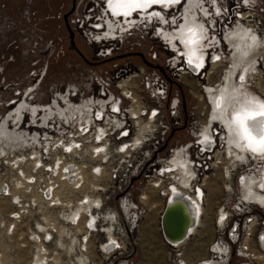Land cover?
<instances>
[{
    "label": "built area",
    "instance_id": "obj_1",
    "mask_svg": "<svg viewBox=\"0 0 264 264\" xmlns=\"http://www.w3.org/2000/svg\"><path fill=\"white\" fill-rule=\"evenodd\" d=\"M82 1L84 0H80V3ZM187 1L180 0L179 3L162 6L161 9H158L159 12H163L165 21L157 20L160 25L156 23L154 36H158L163 28L168 29V27H171L172 31L178 29L176 25H180L183 22L182 12ZM104 2L105 0L93 1L91 8L87 11L88 17L76 19L77 29H84L85 37L90 38V43L115 40V37L121 33L119 30L113 37L106 35L108 30L106 21L109 17L107 16ZM198 3V7H204L206 15L201 14L202 16H198L196 13V19L203 17L206 20L203 22L208 24V27H206L207 40L205 38L208 48H204L203 51L205 60H207V56H209V59L198 69L194 70L188 66L185 58H182L181 54H179L180 51H176L170 45V51H176V53L169 57V62L170 67L175 66L172 78L179 80L183 74H189L190 76H196L200 81L205 82L206 85L211 81H208V77L213 71L209 69L210 60L222 61L214 69L215 73L212 78H216L215 80H221L226 68L231 67V63L225 61L226 53L220 40L224 39L226 33L237 27L248 26L249 31L260 36L264 43V6H260L257 0H198ZM198 11L200 10L198 9ZM134 13L129 17L114 15L113 20L116 23H120V17L123 21L127 18L129 21L137 19L138 13ZM138 25L144 26L145 24L139 23ZM146 27H149V25ZM164 44H166L165 40ZM226 47L227 51H229L228 46ZM208 53L209 55L205 56ZM259 61L262 62L264 68V58L262 56L256 61L255 66H259ZM220 66L225 68L218 74L217 70ZM120 72L121 70L118 71V73ZM144 73L143 69H138L133 74L120 78L115 84L119 90L118 94L113 93L110 88L105 86H101L98 94L88 95L83 89L79 88L59 94L54 100L57 102L60 99L62 102V97H66L67 102H69V109L66 110L67 114L63 112L62 116L55 115L54 117L49 115L50 117L47 118L44 124L40 120L37 121L44 113L47 114L49 105L54 104L53 100L42 112L40 111L41 113L37 109L35 110L32 115L34 118L30 119V124L26 122L25 126L33 130L24 129L19 131L22 129L19 126H23V117L26 110L20 111V115H18L16 112L17 107H15L5 115V117L7 115H18L10 121L12 129L22 132L29 143L35 137L43 146L42 155H40L41 161L37 164L32 161L34 156L30 147L21 150L16 145V148L10 147L9 151H4L5 153L0 152L5 159H8L6 164L15 169L18 174L16 179L9 181V185L6 182L0 185V195L4 196L3 199L6 201L8 195H10L8 190L10 188H25V182L29 183L28 188L31 187L30 184L33 182L34 176L23 169L26 163L31 164L33 167H39V176L41 177L49 174L48 179H45L43 181L44 184L40 185L37 192H35L41 198H44L43 201L50 199L52 190L56 188L60 189L61 193L68 190L71 197L69 200L71 202L70 205L60 208V212L62 211L60 214L62 225L57 226L54 222H51L52 225L45 226L36 224L33 228L34 230H28L26 234L24 233L26 238L22 236L23 242L20 246L23 247L22 249L30 245L34 247V253L31 254L34 261L46 258V254L42 253V251H46L44 249L45 242L51 241L57 228L61 229V227H64L62 233L66 234V238L72 246L71 255L74 260L82 257L85 262H89L95 258L94 254L96 258L102 259L108 255L120 252V244L123 243V226L129 229L140 227L142 218L147 211L145 204L149 202V193H156L162 198V204L160 205V213L162 214L165 199L170 195L174 186L183 189L182 182L191 178L190 183L196 185L197 188L202 183V181L197 182L199 176L212 166L214 152L212 154L209 153V149L212 146L207 148L200 141V133L204 124L193 134L199 139L196 141L195 147L197 149L196 153L193 154L194 156L192 155L193 142L169 148L170 155L167 158L157 155L165 145L166 136L177 128L179 124V120L173 117L177 115L180 99L178 97L170 99L168 107L172 119H164L160 105L159 107L149 103L146 105L142 101L146 97L142 95V89L139 86L140 81H144ZM257 74L261 78L262 71H258ZM240 77L241 74L238 79ZM124 79H127L126 83L128 85L126 89H123L122 85ZM217 83L218 81L215 82V86ZM204 86L201 85V87ZM159 87L160 93L165 95L167 87L163 84H159ZM261 94H263L262 91ZM132 95L135 96L134 101L131 98ZM125 100H128L126 105L124 104ZM72 109L73 111H71ZM37 113L39 114L36 115ZM156 120H159L157 125L153 124ZM144 123H147V126L143 129L144 132L138 135L140 127ZM213 125H209V129H213ZM215 132L216 134L219 133L217 129H215ZM137 136L139 137L138 141H136ZM213 141L214 138L211 142ZM38 148L40 149L41 147L38 146ZM7 152H9L8 155L6 154ZM51 152H54L51 163H45V155ZM205 153L209 154L206 155ZM203 154L209 159L202 157ZM248 154H246L244 160L241 161L239 159L238 161L240 162L234 161V163H237L234 166H232V161H230V175L225 173L227 177H231L237 167L243 169L245 167L250 170L246 171L244 169L237 178L238 186L242 191L246 177L255 175L264 168V162L261 161L252 169L251 158L255 155ZM22 155L29 157L31 161H24L18 166L17 158L18 156L22 157ZM175 155H179L184 162L177 163L178 161H175L174 164L172 160ZM0 157L2 156L0 155ZM259 157L264 158V155ZM13 159L17 165L7 163V161H12ZM206 159H211L208 162L209 165H207ZM81 165H83L84 174L78 175V166ZM59 172H61V176L58 175ZM25 174H28L29 178ZM140 177H143V179L142 182L136 184V190L138 191V202H136L131 198L129 188L134 180ZM14 182L15 185H13ZM36 182V184H39V179H36ZM229 189L232 193L234 192L233 185ZM27 190L18 192L17 196L12 198V204L19 202L18 195H25L28 192ZM41 191L43 192L42 195L40 194ZM95 198L96 200H94ZM59 205L62 204H45L43 208H47V206L57 208ZM84 205L85 207L83 208ZM220 209L224 210V206ZM256 209H258L260 216L252 217V214H254L253 210ZM28 212L27 205L19 202V205L14 210L1 217L0 224L4 227V234H12V227L14 226L13 228H15V225L23 221ZM224 212L225 224L219 226L218 216L216 225L220 229L229 226L228 238L225 239L220 236L219 240L211 246L210 252L213 258H221V254L214 249L218 244L227 248L228 252L224 254L225 264H228L231 254L234 253L233 251L236 252L238 257H242V260L237 264H264V260L255 257L249 242V240L254 239L255 230L263 226V229L258 231L255 239L261 249L264 246V205L256 204L241 195L231 210ZM108 226L114 239H108ZM42 230L43 232H41ZM242 233L244 234L242 243L236 249L235 245L238 243ZM58 242H61V239ZM95 244H98L96 249ZM90 264L94 263L91 262Z\"/></svg>",
    "mask_w": 264,
    "mask_h": 264
},
{
    "label": "rangeland",
    "instance_id": "obj_2",
    "mask_svg": "<svg viewBox=\"0 0 264 264\" xmlns=\"http://www.w3.org/2000/svg\"><path fill=\"white\" fill-rule=\"evenodd\" d=\"M93 1L95 0H84L81 3L80 0H0V32L6 33V39L9 40L8 45L13 41H17L16 44H13L17 48L13 53L8 50H5L4 53L0 52V128L3 126L7 128L10 126L11 128L6 135L10 140L6 144L0 143V151H9L10 147L14 149L16 145L21 150L28 148L22 137H20L22 132L16 136L12 134L14 131L17 132V130L12 129L9 115L5 117L13 108L17 107L16 111L20 112L24 110L21 107H33L31 109L35 108L41 113L47 105L52 103L56 96L78 88L91 95L98 94L101 86H105L110 88L113 93L118 94L119 90L115 85L117 81L129 74H133L138 69H143L145 71L143 74L144 81H140L139 88L142 89L141 93L147 99L146 101L142 99L146 105L147 103L156 107L160 105L164 119L171 120L172 116L168 107L169 101L174 97L180 99L177 115L173 117L179 120V124L177 128L166 136L165 145L157 155L167 158L170 155L169 148L189 142L194 143L192 147L193 155L197 149L195 147L196 141L199 140L193 134L203 124L207 123L210 115L209 104L205 100L206 97L203 100L198 99V95L204 94L201 85L204 86L205 82L189 74L182 75L179 80L172 78L175 66L170 67L169 57L175 55L177 50L175 52L170 51L169 43H166V45L164 40L154 36V27L158 23L157 21L150 24L149 27L135 25L134 28L122 29L121 33L115 37V40L90 43V38L85 37L84 29L78 30L75 22L77 18L88 15L87 11L91 8ZM257 3L260 6H264V0H257ZM112 21L116 23V21ZM124 22L122 20L125 26ZM106 24L109 27V22ZM182 24L180 25L182 26ZM110 32L114 33V30ZM171 32L174 33L176 30ZM70 33H72V37ZM222 46L227 54V47L224 44ZM200 53L203 54L202 57L204 58V51H200ZM207 55L209 53L205 56ZM208 57L207 60L209 59ZM207 60L204 58V63ZM223 68L225 67L220 66L217 73L220 74ZM257 68L262 71L260 80L263 88L264 68L261 61H259ZM119 70H121L120 73H118ZM257 73L258 71L254 73L255 78H251L248 81V86L251 92L253 91L255 95L261 96L260 89L255 87V81L258 82L255 79L259 78ZM215 79L213 78L210 83L218 81ZM159 84L167 87L165 95L160 93ZM207 85L208 83L205 86ZM261 97L264 98V96ZM127 103L128 100H125L124 104L126 105ZM53 105H49L47 114L44 113L41 116L43 119L47 120L46 118H49L48 115H52L50 113L51 110L52 112L54 111L52 109ZM33 114L25 111L23 126H19V128L22 127L20 131L24 129L33 130L25 126L26 122L30 124V119L34 118ZM43 119L42 121L40 119L37 121L40 120L43 124L45 123ZM158 121L156 120L153 124L157 125ZM215 129L219 133L216 134ZM212 132L214 136L208 138L209 141H207L208 144L212 143L210 144L212 147L209 149V153H215L216 149H219L216 154L218 152L221 153L222 163H219L218 167L215 168L210 166L197 180L199 183L205 175H208V178L205 179L206 184L202 186L205 192L204 204L206 203L202 217L203 222L197 232L180 246L175 247L168 244L164 240L160 227L162 198L150 191L149 202L145 204L147 211L142 218L140 227L129 229L123 226V243L120 244L121 251L118 252L117 250L118 253L108 255L102 259L96 258L94 254L95 258L85 262V264H90L91 262L94 264H180L181 260L186 264H225L222 260L213 258L210 252L211 246L219 240L220 236L225 239L228 238L229 226L220 229L216 225V219L219 216L218 220L220 222L221 212L225 213L224 211L231 210L238 198L243 195V192L246 198V190L252 187V182H249L243 191L238 186L237 178L246 169L245 167L244 169L237 167L231 177L225 175L226 167L227 175H230L229 163L232 161L227 154L228 146L225 138L227 131L225 126L215 123ZM213 138L214 141L211 142ZM6 154L8 155L9 152ZM205 154L202 157L207 158ZM0 155L2 156L0 157V182L8 184L9 181L16 179L18 174L15 169L6 164L8 159H5L3 154ZM45 156V163H51L54 152ZM207 159V165H209L208 162L211 159ZM215 159L213 158L212 163L215 162ZM251 161L253 169L261 161L264 162V158L255 155L254 157L252 156ZM23 169L34 176L33 182L30 184L31 187L27 190L28 192L22 196L18 195L19 202L27 205L29 212L23 221L18 222L19 224L15 225V228H13L14 226L12 227V234L10 235L4 234V227L0 224V258L2 257L0 262L4 264H33L34 260L31 254L34 253V247L29 244L30 246L22 249L23 247L20 246L23 242L22 236L26 238L25 234L28 230H34L33 228L36 224L45 226L52 225L51 222H54L57 226L62 225L60 217L62 211L60 212V208L64 207L62 206L63 204L61 203L62 205L57 206V208L48 206L43 208L45 205L43 198L35 193L39 186L44 184L43 181L48 179L49 174L43 177L39 176V167H33L28 163L24 164ZM246 171L250 170L246 169ZM251 177L253 175L248 178ZM36 179H39V184H36ZM142 179L143 177L136 178L129 188L130 196L136 202H138L136 184L142 182ZM232 185L233 193L229 189ZM12 198L13 196L8 195L6 203H0L3 206L0 207V218L9 214L19 205V202L12 204ZM70 198L68 190L63 191L59 196L62 202H66ZM223 206L224 210L221 209L218 212ZM253 212L252 217L260 216L258 209L253 210ZM234 214H236L235 211ZM262 227L255 230V236L259 230L263 229ZM59 230L57 228V231H55V242L54 238L49 242H45L44 249L46 251H42V253L46 254V258L39 260V264H79L81 259L79 261L73 259L71 255L72 246L69 244L66 234ZM243 236L244 234L242 233L238 243L235 245L236 249L241 245ZM255 236L253 237L254 239L249 240L251 248L255 256H262L258 253L261 252V248L256 242ZM59 239H61V242H58ZM97 246L98 244H95V249ZM219 248L221 251H217L218 247L215 250L221 256L227 252L222 246H219ZM262 251L264 252V248ZM233 252L228 264H237L242 260V257H238L236 252ZM55 257H58V259H55Z\"/></svg>",
    "mask_w": 264,
    "mask_h": 264
},
{
    "label": "flooded vegetation",
    "instance_id": "obj_3",
    "mask_svg": "<svg viewBox=\"0 0 264 264\" xmlns=\"http://www.w3.org/2000/svg\"><path fill=\"white\" fill-rule=\"evenodd\" d=\"M104 4L107 8L106 10L107 16L109 17L108 20L106 21V23L109 22V35L113 37L115 36V34H113L110 31L112 30L115 31L116 29L119 30L121 26L118 25V27H115L114 22L112 21L114 15L110 9L108 0H105ZM174 4H170V5H174ZM198 4L199 3L197 0H188L183 10V18H184L183 22L184 23L183 24L181 23L182 26L178 25L177 26L178 31L176 30V32L174 33H170L165 28L164 30L165 33L163 35L164 40H166L167 43H169L173 49L180 50L179 54H181L182 58H185L187 62L189 59V55L192 52H195V56L193 57L194 62L192 64L193 66H191L192 69L194 70L198 69L201 63L204 64V61H203L204 58L202 57L203 54H201L200 51H203L204 48H208V45L206 42L207 40L206 27H208V24L204 23L206 20H204L205 18L203 17L201 19L198 18V20H196V17H197L196 13L198 16H202L201 14H203L204 16L206 15L204 13L205 9L204 7H198ZM162 6H167V5H153L151 8H148L147 10H137L135 12V13H138L137 14V19H138L137 25L139 23L144 24V22L140 20L146 19V18H148V20L147 21L145 20V21L147 23L148 21L151 22L150 24H152L154 19H157V18L161 19V21H165L163 17V12L158 11V9L162 8ZM198 9L202 12L198 11ZM152 13H160V15L155 16V15H152ZM120 21H121L120 23L123 27L122 28L123 30H127L128 28L130 29L133 27L131 25L135 24L133 20L129 21L128 18L124 20L125 26L123 25L121 19ZM189 29H192L195 32V39L197 41V43L195 44L186 43V41H188L191 36ZM220 40L222 44H224V40L228 43V46L230 47V52H227L228 56L226 57L225 61L228 63H231L233 66L230 69L229 67L226 68L225 72L222 75L223 78L221 80H218V83L216 86H215V83H211L208 85L209 88L207 89V92H204V90H202L204 94L198 95V99L200 97H202V99L205 98V94L207 93V97L210 101L208 105L210 108V115L208 117L209 125L211 126L213 123L214 124L220 123L221 125L225 126L226 131H227V135H225V138L227 140L226 145L228 146L227 154L231 157L233 162L239 159H241L242 161L246 157L245 153H250V152H248L246 148L244 147L245 142L243 141H240L239 142L240 146L237 147V138L235 137L233 130L229 127V122L231 121L232 115L234 114L236 109L239 107L240 102L243 101L244 95H249V92H251L248 86V83H249L248 78L249 79L255 78L254 73L256 72V68H255L256 61L261 56L264 58V43L262 42L260 37H258L252 31H249L248 26L237 27L236 29L231 30L229 33H226L224 35V40L223 39H220ZM197 59L199 61L198 67L196 66ZM212 62H213V67L210 70H213V71H211L212 73L209 75L208 81L213 79L212 77L215 73L214 69H216L217 66L222 63V61L214 62V60H212ZM240 74H241V77H243V79H241V77L240 79H238V76ZM255 80H258V82L255 81V87H256V84L260 83L261 85L260 76L259 78H256ZM261 96H264V95L261 94ZM261 98L264 100L263 97ZM54 103L56 102L54 101ZM207 104H208V101H207ZM209 125L208 127H206L207 131L210 130ZM3 127H6V126H3ZM6 135H7L6 132L0 131V143L2 144L8 143L10 139H8ZM235 151H237V153H235ZM219 160H221V163H222V158H220ZM249 182H253V190H254L253 193H258L264 196V170L260 172L258 176L253 175V177L251 178L246 177L245 183L243 186L244 189L247 187Z\"/></svg>",
    "mask_w": 264,
    "mask_h": 264
},
{
    "label": "bare ground",
    "instance_id": "obj_4",
    "mask_svg": "<svg viewBox=\"0 0 264 264\" xmlns=\"http://www.w3.org/2000/svg\"><path fill=\"white\" fill-rule=\"evenodd\" d=\"M198 1V0H197ZM108 20V19H107ZM131 20H133V22L135 23V24H132L131 26H133V27H135V25H137V22H138V19H131ZM148 20V18H146V19H141L140 21H142V22H144L145 23V25L147 26V24L149 25L151 22H149L148 21V23L146 22V21ZM158 20V18L157 19H154V21H157ZM196 20H198V19H196ZM212 20V19H211ZM139 21V22H140ZM154 23V22H153ZM118 24L121 26V28L119 29L120 31L122 30V25H121V23H115L114 22V25H115V27H118ZM137 27V26H136ZM107 28H108V30H107V33H106V35L108 36V37H111L110 35H109V27H108V25H107ZM117 31H114V33L113 34H115L116 35V33H118L119 32V30L118 29H116ZM165 28H163V30H160V33L158 34V38H159V36H160V38L162 39V40H164V38H163V35H164V33H165ZM167 31H169L170 33H172L171 31V28L170 27H168V29H167ZM157 32V31H156ZM163 32V33H162ZM257 35V34H256ZM258 36V35H257ZM258 37H260V36H258ZM261 38V37H260ZM166 41V40H165ZM166 43H167V41H166ZM168 44V43H167ZM224 44H225V46H228V43L224 40ZM228 48H229V51L228 52H230V47L228 46ZM226 57H227V54H226ZM186 60V59H185ZM211 61V65H210V68L209 69H212V67H213V62H212V60H210ZM214 62H216V61H214ZM218 62V61H217ZM186 63L188 64V66H193L192 64H189L187 61H186ZM202 65H203V63H201ZM201 64H200V66H201ZM233 65L231 64V67H232ZM231 67H229V69L231 68ZM192 68V67H191ZM255 68H256V71H259L258 70V68L255 66ZM211 74V73H210ZM184 75V74H183ZM247 77V76H246ZM252 77V76H251ZM209 78V77H208ZM126 80L127 79H124L123 81H122V85H123V89H126L127 88V83H126ZM248 80H250L249 78H248ZM246 82H247V80H246ZM209 84H211V83H209L208 82V85ZM208 85L207 86H205V87H203V89L202 90H204V92H207V89L209 88L208 87ZM256 87L258 88V89H260V91H262L263 92V95H264V87L262 88L261 87V85H260V83L259 84H256ZM250 88V87H249ZM135 96H131V98H132V100L134 101V98ZM205 100L207 99V101L209 100L208 99V97H207V93L205 94ZM248 99H253V100H255V101H261V102H264V100L260 97V96H257V95H255L254 94V92H249V95H244V99H243V101H245V100H248ZM199 100H203L202 99V97H200L199 98ZM242 101V102H243ZM63 102V103H62ZM62 102L60 101V99H58V101L56 102V103H54V105H53V112H52V110H51V113L50 114H52L51 116L52 117H54L55 115L56 116H62L63 115V112L65 113V114H67V112H66V110L67 109H69L68 108V106H69V102H67V99H66V97H62ZM210 103V101L208 102V104ZM205 104V103H204ZM65 106V107H64ZM204 107V106H203ZM239 107H240V104H239ZM238 107V108H239ZM250 107H253V108H255V104H253V105H251ZM24 108V110H26L28 113H30V112H32V113H35V108L34 109H31V108H33V107H29V108H27V106H25V107H21V109H23ZM237 108V109H238ZM236 109V110H237ZM24 110H21V112H23ZM71 111H73V109L71 110ZM17 112V114L18 115H20V112L19 111H16ZM39 113H37L36 115H38ZM18 115H14V116H10L9 115V117H10V121L11 120H13V119H15V117L16 116H18ZM49 116V115H48ZM47 117V116H46ZM50 117V116H49ZM41 121H42V117H40L39 118ZM47 119V118H46ZM43 120H45V118L43 119ZM46 121V120H45ZM15 124H17L16 122H15ZM44 124V123H43ZM10 125H11V123H10ZM208 121H207V123L202 127V132L200 133L201 135H200V141L204 144V146L205 147H207V148H209V147H211L212 145H210V144H212V143H207V141H209V139L208 138H211V137H213L214 136V134H213V132H212V128H210V133L212 134H210L209 133V131H207L206 130V127H208ZM145 126H147V123H144L141 127H140V131H139V133H138V135H140V134H142L144 131H143V129H144V127ZM11 130V128H10V126H9V128H6V127H1L0 128V131H2V132H6V133H8L9 131ZM20 131V130H19ZM19 131H14L12 134H14L15 136L16 135H18V134H20V132ZM12 132V131H11ZM202 134H203V138H202ZM20 137H22V140L26 143V146H28V147H30V148H32V154H33V156H34V158H33V162L35 163V164H37L38 162H40L41 160H40V155H42V144H40L39 143V141L35 138V137H33V141L31 142V143H29L28 141H26V139H25V135L24 134H20ZM139 140V137L137 136L136 137V141H138ZM244 142V141H243ZM38 144V145H37ZM246 144V142L244 143V147L246 148V150L248 151V152H250L251 154L253 153V152H251L249 149H248V147H247V145H245ZM38 146H40L41 148L39 149L38 148ZM226 147V146H225ZM226 149H227V147H226ZM5 150V149H4ZM3 150V151H4ZM23 150V149H22ZM218 151V150H217ZM216 151V152H217ZM1 152V151H0ZM216 152L213 154V157L214 158H216L215 159V162L214 163H212V166L215 168V167H218V164L219 163H221V160H219L220 158H222L221 156V153L220 152H218V154H216ZM223 152V151H222ZM256 154V156H262V155H264V154H262V153H253V155H255ZM246 158V157H245ZM229 159L231 160V158L229 157ZM17 162H19L18 164V166H20L21 164H22V162H24V161H31V159L29 158V157H26V156H24V155H22V157L21 156H18V158H17ZM241 160V159H240ZM173 161V163L175 164V161L177 162V163H181V162H184L183 160H181V158L179 157V155H175V158L172 160ZM236 161H238V160H236ZM7 163H9V164H11V165H17V163H15V161H14V159L12 160V161H7ZM231 164H233V165H236L237 163L235 162H233L232 161V163ZM232 165V166H233ZM82 166L83 165H81V166H78V171H79V173H78V175H80V174H84L83 173V169H82ZM264 170V168L263 169H261V170H259L258 171V173H256L254 176H258L259 175V173L260 172H262ZM77 171V170H76ZM226 175H227V167H226ZM26 176H27V178H29V175L28 174H25ZM59 176H61V172H59V174H58ZM174 176V175H173ZM206 178H208V175L207 176H205V178H203V180H202V183L200 184V185H198V187L196 188V185H192V183H190V179L191 178H188V179H186V180H184L182 183L184 184H182L183 185V189L182 188H178V187H176V186H174L173 187V189H172V191H171V193H170V195L165 199V205L166 204H168V205H175V204H180L179 205V208H180V210H182V211H184L188 216H190L191 217V220L193 221L192 222V224H191V226H190V230H189V235H188V237L187 238H185V239H183V240H181V241H178V242H168V241H166L168 244H170L171 246H180V245H182V244H184L187 240H189L190 239V237H191V235H193V234H195L196 232H197V230H198V228L199 227H201L202 226V222H203V213H204V205L206 204H204V200H205V198H204V191H203V189H202V185H204V184H206V182H205V179ZM248 178V177H247ZM16 182H18V181H16ZM4 184V182H1L0 183V185H3ZM25 184H26V187L25 188H22V189H14V187L13 188H10V189H8L9 190V194L12 196L13 195V197H16L17 196V194H18V192H20V191H26L27 190V188H28V186H29V183L28 182H25ZM13 185H15V182H14V184ZM44 190V189H43ZM253 182H252V187L251 188H247V190H246V194H247V196H246V199H250L251 201H253L254 203H259V204H261V205H264V196H262V195H259V194H257V193H253ZM42 191H41V195H42ZM60 193H61V191H60V189H55V190H52V193H51V196H50V199H45L46 201H44V203L46 204V205H52V204H63V206H68V205H70V201L68 200V201H66V202H61V199H59V196H60ZM206 195V194H205ZM243 195H244V192H243ZM4 198V196H1L0 195V203H3V202H5L6 203V201L3 199ZM207 198V197H206ZM245 198V197H244ZM44 199V198H43ZM55 200V201H54ZM94 200H96V198L94 199ZM207 202V201H206ZM65 204V205H64ZM1 206V205H0ZM78 207V206H77ZM85 207V205L83 206V208ZM153 207V206H152ZM152 207H150V208H152ZM86 209V208H85ZM221 210V209H220ZM220 210H219V212H220ZM221 217H220V222H219V220H218V223L220 224L219 226H223L225 223H224V218H225V213H223V212H221V215H220ZM63 228L64 227H61V229L59 230L60 232H62L63 231ZM107 231H108V234H107V236H108V239H114V236L112 235V233H111V229L109 228V226H108V228H107ZM263 245H264V242H263ZM219 246H221V245H216L215 246V248L216 247H218V249H217V251L219 250V251H221L220 250V248H219ZM253 246H255L254 244H253ZM223 247V246H222ZM214 248V249H215ZM224 249H226L227 250V248L226 247H223ZM263 248H264V246H263ZM263 248L261 249V252H258L259 254H261L262 256H255L257 259H262V260H264V252L262 251L263 250ZM228 252V251H227ZM253 254H254V252H253ZM3 258H5V257H3ZM0 259H2V257L0 258ZM55 259H58V257H55ZM79 259H81L80 260V262H79V264H85V261H84V259L82 258V257H79L78 258V260ZM220 260H222L223 262H225V259H224V254L221 256V258H220ZM34 263L33 264H39L40 263V261L39 260H35V261H33ZM1 263H3V262H0V264ZM184 263V261L183 260H181V262H180V264H183ZM4 264V263H3ZM184 264H186V263H184ZM206 264H208V263H206Z\"/></svg>",
    "mask_w": 264,
    "mask_h": 264
},
{
    "label": "snow or ice",
    "instance_id": "obj_5",
    "mask_svg": "<svg viewBox=\"0 0 264 264\" xmlns=\"http://www.w3.org/2000/svg\"><path fill=\"white\" fill-rule=\"evenodd\" d=\"M179 2L180 0H108L113 15L124 17L131 16L137 10H147L153 5H170ZM152 15L159 16L160 13H152ZM189 32L191 36L186 43H197L195 32L192 29H189ZM194 56L195 52L189 55V64H193ZM196 66H199L198 59ZM253 104L255 108L250 107ZM229 127L237 138V147L240 146V141H244L251 152L264 154V102L253 99L240 102V107L232 115Z\"/></svg>",
    "mask_w": 264,
    "mask_h": 264
},
{
    "label": "water",
    "instance_id": "obj_6",
    "mask_svg": "<svg viewBox=\"0 0 264 264\" xmlns=\"http://www.w3.org/2000/svg\"><path fill=\"white\" fill-rule=\"evenodd\" d=\"M70 35L72 37V33ZM179 205L166 204L161 214V233L168 242H178L187 238L193 222L190 216L180 210Z\"/></svg>",
    "mask_w": 264,
    "mask_h": 264
},
{
    "label": "crops",
    "instance_id": "obj_7",
    "mask_svg": "<svg viewBox=\"0 0 264 264\" xmlns=\"http://www.w3.org/2000/svg\"><path fill=\"white\" fill-rule=\"evenodd\" d=\"M8 41L9 40L6 39V33H1L0 34V52L1 53L2 52L4 53L5 50H8V51H10V53H13L14 50H17V48L13 46V44H16L17 41H13L12 43H10V45H8L9 44Z\"/></svg>",
    "mask_w": 264,
    "mask_h": 264
}]
</instances>
